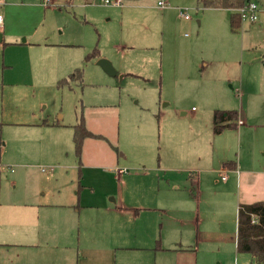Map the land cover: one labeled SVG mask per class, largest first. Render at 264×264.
<instances>
[{
    "label": "rangeland",
    "instance_id": "1",
    "mask_svg": "<svg viewBox=\"0 0 264 264\" xmlns=\"http://www.w3.org/2000/svg\"><path fill=\"white\" fill-rule=\"evenodd\" d=\"M0 3L7 33L31 32L32 41L57 45L54 70L59 79L83 69V86L61 87L59 79H49L48 67L39 73L29 70L30 54H14L18 64L10 70L12 81H2L3 69L11 68L2 66L0 242L5 240V218L16 212L14 207L38 198L44 203L52 198L68 203L77 191L87 204L101 205L109 201L107 194L120 190L142 187L158 193L178 188L183 203L187 200L184 210L190 221L181 227L169 220L170 226L182 234L185 247L196 250L200 263L257 264L250 254L237 253L235 232L225 240L216 236L231 232L237 220V210L216 204L223 187L220 174L211 175L216 185L209 192L211 207L204 216L211 238L197 243L193 213L198 185L192 176L198 178L202 168L221 166L226 158L238 159L239 128L218 133L216 109L246 114L242 144H255L264 160L262 28L242 23L234 31L235 9L203 8L197 0H124L122 7L97 0H57L50 6L42 0ZM181 12L191 18L185 19ZM100 59L111 62L116 73L99 66ZM124 64L137 69L143 65V76L122 77L117 68ZM81 117L100 137L86 138L79 158L74 127ZM14 121L19 124H11ZM41 123L46 124L37 126ZM230 147V157H223ZM246 155L243 148V158ZM161 159L163 164L176 162L175 171L157 170ZM111 165L127 173L115 180ZM59 210L63 214L68 208ZM77 239V233L62 239V246L70 248L45 254L46 261L61 254L72 256ZM34 259L0 245V264H34Z\"/></svg>",
    "mask_w": 264,
    "mask_h": 264
},
{
    "label": "crops",
    "instance_id": "2",
    "mask_svg": "<svg viewBox=\"0 0 264 264\" xmlns=\"http://www.w3.org/2000/svg\"><path fill=\"white\" fill-rule=\"evenodd\" d=\"M160 2L162 1H159L158 5ZM0 15L4 19L3 25L0 27V73L2 66L11 67L5 71L3 69L2 81L14 79L11 77L10 70L18 64L14 54L19 51L30 54L27 63L29 70L39 73L41 67L46 66L51 71L48 76L52 78L49 79L51 81L58 80L60 77L55 74L54 70L57 45L50 42H34L30 38L34 36V33L31 32L21 30L7 33L6 18L2 13ZM247 25L249 27L259 25L264 31L263 24ZM22 37H26V39L20 43L19 39ZM2 54L5 56L4 60H2ZM128 55L129 52H126L125 57ZM109 63L112 66V74H115L113 69L115 67L111 62ZM117 70L125 78L130 73L138 76H143L142 73H144L143 65L142 68L137 69L136 67L128 68L124 64ZM70 74L63 76L59 81ZM236 111L238 112L235 121L236 128L224 127L218 129V133L226 129L239 128L238 159L228 160L229 158H224L225 160L220 161L221 166L202 168L198 178L194 174L192 176L193 181L198 185V195L194 199L195 211L193 213V221L197 223L198 228L196 237L198 244L207 242L211 238V233L205 228L206 218L204 216L209 213L211 207L209 192L216 185L210 179L212 174H220L221 184H223L222 189H220L221 192H219L221 197L216 202L217 206L222 205L225 210H237V224L235 221V227L231 232L221 231L217 233L218 240H225L228 235L235 232L234 241L237 247L239 206L264 201V160L259 159L255 144L248 146L242 144V135L245 134L242 128L247 125L245 122L246 114ZM11 124L19 123L14 121ZM45 124L41 123L37 126ZM93 133L98 135V133ZM98 136L100 137V135ZM243 148L249 155H246L245 158L242 156ZM230 151L231 147L223 152V157H230ZM165 162L163 164V159H161L156 169H165L166 172L173 173L175 171L173 164L176 162L171 160H165ZM110 167L109 172L111 171L110 173L115 180L127 173L124 168L114 169L113 165ZM119 170H123V172L120 173ZM2 171L0 165V175ZM11 171L14 172L13 169ZM224 176L227 177L226 180L222 179ZM82 178L80 171L79 188H81ZM110 195L107 194L109 201L105 200L101 205L87 204L83 201L82 193L78 192L77 194L76 191L75 198L68 203H61L55 198L44 203L38 198L36 201L27 202L21 207L15 206L16 212L10 213L11 218H5V240L0 242V245H6L20 252H27L28 255L35 257L34 264H204V262L200 263L198 254L194 248H191L192 246L185 247L183 245L182 234L173 231L170 226L169 220L181 227H185L187 221H190L186 215L187 211L184 210V203L187 200H184L186 202L183 203V196L178 188L156 193L153 190L139 187L133 189L132 192L120 190L113 196ZM193 196L195 197L194 194ZM188 203L190 202L188 201ZM203 206H205L206 213L203 211ZM64 208H68V210L61 214L59 209L63 210ZM75 233H77L78 239L76 251L72 256H63V254L56 258L49 256L53 259L46 261L47 255L44 256L45 254L55 255L56 253L59 254L61 249L70 248V246H62L61 240Z\"/></svg>",
    "mask_w": 264,
    "mask_h": 264
},
{
    "label": "trees",
    "instance_id": "3",
    "mask_svg": "<svg viewBox=\"0 0 264 264\" xmlns=\"http://www.w3.org/2000/svg\"><path fill=\"white\" fill-rule=\"evenodd\" d=\"M257 2L264 6V0H197L203 8L239 9L250 2ZM241 20L238 13L231 15V27L237 31L241 27ZM96 53L93 52L86 57L88 62ZM77 84L83 86V69L79 67L68 77L59 81V86H71ZM238 112L236 110L214 112L216 128H236ZM229 121L227 125L221 126L219 122ZM88 137H99L91 132L85 124L84 117L74 127V143L79 158L81 157L83 143ZM227 164V163H226ZM1 178V175H0ZM1 183V180H0ZM237 252L250 254L257 264H264V201L251 204H242L238 208V229H237Z\"/></svg>",
    "mask_w": 264,
    "mask_h": 264
},
{
    "label": "built area",
    "instance_id": "4",
    "mask_svg": "<svg viewBox=\"0 0 264 264\" xmlns=\"http://www.w3.org/2000/svg\"><path fill=\"white\" fill-rule=\"evenodd\" d=\"M46 6L53 5L55 0H42ZM103 5H113L121 7L123 6L124 0H97ZM160 6H164L163 2L159 3ZM236 13L239 14L241 23L246 24H263L264 26V6L259 5L257 2L247 3L245 6L236 10ZM181 15L184 16L185 19H190V15L186 12H181ZM4 22L3 16L0 15V27H2ZM242 124V122H240ZM119 172H123V170H119ZM223 180H226L227 177H222Z\"/></svg>",
    "mask_w": 264,
    "mask_h": 264
},
{
    "label": "water",
    "instance_id": "5",
    "mask_svg": "<svg viewBox=\"0 0 264 264\" xmlns=\"http://www.w3.org/2000/svg\"><path fill=\"white\" fill-rule=\"evenodd\" d=\"M98 64H99L100 66H102V67L105 69V71H107V72H111V70H112V66L110 65V63H109L108 60H106V59H101V60L99 61Z\"/></svg>",
    "mask_w": 264,
    "mask_h": 264
}]
</instances>
